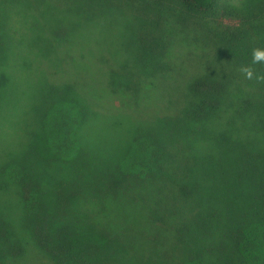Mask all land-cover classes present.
I'll return each instance as SVG.
<instances>
[{
	"label": "trees",
	"instance_id": "16d2710c",
	"mask_svg": "<svg viewBox=\"0 0 264 264\" xmlns=\"http://www.w3.org/2000/svg\"><path fill=\"white\" fill-rule=\"evenodd\" d=\"M68 1L70 5L66 6L80 12L87 20L101 17L113 6L134 14L132 20L136 23H128L127 31L133 33L136 28V35L130 40V46L133 47L134 43L141 46L136 61L144 62L149 58L150 65H160L158 70H152L155 74L149 79L133 80L135 89L136 84L139 86L137 92L143 88L149 92L158 88L165 71L170 70L167 56L175 34L181 32L190 20L201 26L203 21H212L208 30L211 31V47L215 49L219 67L188 82L185 107L180 116H167L161 119L158 128L149 126L138 133L149 144L141 150L137 163L130 165L123 153L108 168L101 166V160L95 155L107 157L109 153L103 155V152L111 147L99 153L91 145L84 144L80 136L79 130L90 111L86 98L79 93L83 88L64 83V89H61L62 85L50 84L53 92L60 95L52 100L39 128L27 132L30 155L27 154L26 160L14 155L10 173L11 185L16 189L21 205L28 208L26 213L30 215L37 210L42 200L59 201L62 194L71 192L77 182L83 199L98 197V193L105 195L100 203L88 200L92 222L97 225L96 221H101L99 225L108 237L100 241L103 243L90 244L101 250L92 257L95 264H119L112 255L116 254L113 251L117 244L128 252L145 249L148 254L154 253L158 257L160 245H167L161 238H164L166 229L179 234L183 263L241 264L243 255V264L246 260L260 264L264 259V136L259 134L261 130L264 132V82L243 76V80L253 83V93L234 103L229 102V92L231 78L236 76L233 71L241 72L242 65L251 63L253 48H264V35L255 45L249 41L255 27L245 22L242 27L217 24L214 28L219 10L228 9L222 0ZM258 3L248 5L252 8L260 6L259 10H264V0ZM114 12L116 17L119 16L117 11ZM233 14L232 11L229 13ZM33 24L36 26L35 22ZM226 62L227 66L223 65ZM226 67L231 69L228 74ZM254 67L257 73H264V63ZM222 71L226 73L220 74ZM80 92L91 99L95 94L89 90L88 93ZM229 111L231 114L226 115ZM226 116L233 121L239 117L245 120L244 124L252 120V123L248 122L254 125L251 137H234V133L243 132L237 130L238 126L224 132L220 125ZM198 124L202 125L200 129ZM178 133L192 143L198 141V136L204 137L208 149L203 160L195 163L194 174L173 179L171 171H167L170 167L176 168L171 164L176 154L171 142ZM215 142L218 144L216 151L213 150ZM46 170L53 176L47 177ZM207 175L214 178L208 180ZM202 181L208 184L203 188V195L197 190ZM194 193L192 207L179 224L181 200ZM70 234L75 237L74 232L68 236ZM66 243L63 254L58 256L60 253L56 250L52 252L53 256L60 260L66 254L67 261L72 264L88 261H83L80 253L73 250L75 246L71 240Z\"/></svg>",
	"mask_w": 264,
	"mask_h": 264
},
{
	"label": "rangeland",
	"instance_id": "374dc122",
	"mask_svg": "<svg viewBox=\"0 0 264 264\" xmlns=\"http://www.w3.org/2000/svg\"><path fill=\"white\" fill-rule=\"evenodd\" d=\"M251 2L257 4L259 0H222L228 9L219 10L213 27L217 24L242 27L245 22L255 27L249 41L257 45L264 35V10H259L260 6L249 7ZM66 5H70L68 0H0V264H72L67 261L66 254L60 260L52 254L57 250L60 253L57 255H62L68 239L75 246L73 250L83 257L81 259H88L84 264H95L92 257L101 250L90 244L103 243L100 241L108 238L99 225L101 221H96L97 225L92 222L88 202L92 199L100 203L105 195L98 193V197L83 199L76 182L71 192L63 193L59 201L42 200L38 209L28 215V208L21 205L16 189L11 185L14 155L25 160L27 154L30 155L27 132L39 128L45 111L59 94L53 92L50 84L62 85L60 88L64 89L63 84L68 83L82 87L80 91L95 92L91 99L79 91L90 105L89 114L79 131L83 143L91 145L97 152L111 147L103 152V155L109 153L107 157L95 155L101 160L100 165L108 168L123 153L130 165L137 163L141 150L149 144L138 133L149 126L158 128L161 119L167 116H180L185 107L188 82L219 67L215 49L211 47V31L208 30L212 21H203L201 26L190 20L181 32L175 34L167 56L170 70L165 71L162 67L165 77L158 88L151 92L143 88L137 92L139 86L136 84L135 89L133 80L152 77L155 74L152 70H158L160 65H150L149 58L144 62L136 61L141 46L137 47L136 43L130 46L136 28L133 33L127 31V24L135 22L132 20L134 14L113 6L103 13L104 16L87 20ZM114 10L119 16L116 17ZM231 11L235 14L229 15ZM223 65L227 66V62ZM229 70L230 67H226L227 74ZM233 72L236 76L231 78V103L253 93V83L243 80L241 72ZM229 114L230 111L226 113ZM248 122L244 124L245 120L239 117L233 121L226 116L220 127L226 132V129L234 130L238 126L237 130L243 132L234 133V137L248 138L254 127ZM199 126L202 125L198 124V129ZM178 134H174L171 142L173 151L178 153L174 155L176 161L173 158L171 162L176 168L170 167L167 171H171L173 179L194 174L195 163L203 160L208 149L204 137L198 136L194 144ZM259 134L264 136L262 130ZM217 146L215 142L214 151ZM183 163L185 167H180ZM45 175L53 176L49 170ZM207 178L210 180L214 176L207 175ZM202 183L197 185V190L203 195V188L208 184ZM195 193L185 198L182 196L179 224L191 209ZM134 221L137 223L136 219ZM39 231L41 235H38ZM73 232L75 237L73 234L68 236ZM163 236L161 240L169 245H160L158 257L154 253L148 254L145 249L128 252L118 244L114 251L108 249L116 253L112 255L119 264H187L183 263L179 234L166 229ZM243 258L242 255L241 264ZM246 264L252 262L246 260ZM260 264H264V259Z\"/></svg>",
	"mask_w": 264,
	"mask_h": 264
},
{
	"label": "clouds",
	"instance_id": "9594fccd",
	"mask_svg": "<svg viewBox=\"0 0 264 264\" xmlns=\"http://www.w3.org/2000/svg\"><path fill=\"white\" fill-rule=\"evenodd\" d=\"M264 63V48H253L252 49V60L248 65H242L240 67L241 73L245 79L253 80L258 82H264V73H257L255 65Z\"/></svg>",
	"mask_w": 264,
	"mask_h": 264
}]
</instances>
